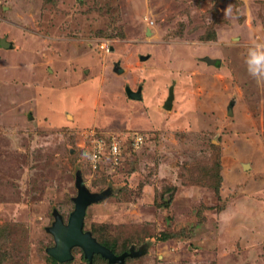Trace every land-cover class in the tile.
<instances>
[{"label": "rangeland", "instance_id": "obj_1", "mask_svg": "<svg viewBox=\"0 0 264 264\" xmlns=\"http://www.w3.org/2000/svg\"><path fill=\"white\" fill-rule=\"evenodd\" d=\"M2 37L0 264H49L79 171L85 230L147 247L127 264H264V0H0ZM93 131L121 153L94 165Z\"/></svg>", "mask_w": 264, "mask_h": 264}, {"label": "water", "instance_id": "obj_2", "mask_svg": "<svg viewBox=\"0 0 264 264\" xmlns=\"http://www.w3.org/2000/svg\"><path fill=\"white\" fill-rule=\"evenodd\" d=\"M150 33V31H148ZM0 43L4 47H10L12 43L7 37H2ZM147 57V56H146ZM146 57H142L145 59ZM210 63H215L216 58L206 57ZM119 72L123 69L119 68ZM128 94L132 98L139 99L142 97V88L137 90L130 89ZM174 86L169 89V95L164 103V107L170 109L174 101ZM248 166V165H247ZM79 192L75 197V209L71 212L68 221L66 222L60 212H55L56 220L52 226L49 227L50 232L53 234L55 244L48 247V251L55 258L64 261L73 257L72 247L79 245L84 250L85 255L92 259L94 253H100L108 258L111 262H124L125 256L128 252L116 254L104 244L96 240L92 233L84 228V218L87 206L98 196V193H92L85 185L84 181L79 177L78 181ZM134 254L135 252H130Z\"/></svg>", "mask_w": 264, "mask_h": 264}, {"label": "trees", "instance_id": "obj_3", "mask_svg": "<svg viewBox=\"0 0 264 264\" xmlns=\"http://www.w3.org/2000/svg\"><path fill=\"white\" fill-rule=\"evenodd\" d=\"M48 1H50V0H48ZM77 174H79L81 179L84 181V179H83V177L81 175V172L79 171ZM78 181H79V178H78ZM78 181H77V183H78ZM92 193H94V192H92ZM94 237L96 238L97 241H99L100 243L104 244L106 247L111 249L114 253L122 254V253L128 252V254L125 256L124 262L122 263V262H111L108 258L104 257L100 253H94L92 259H89L85 255L84 251L82 250V256H83V259H85L86 264H102L103 262L105 264H127L128 260L130 258L140 257L147 251V247L146 246L142 245V246L137 247V246L134 245V242H132V245L128 247L127 243L124 244V242L119 244V243H115L114 241H110V240H107V239L104 240V239H99L96 236H94ZM165 237L166 236L160 237V238L164 239ZM133 251L135 253L131 254L130 252H133ZM49 258H50L49 259V264H59L60 263L59 259L55 258L51 254H49Z\"/></svg>", "mask_w": 264, "mask_h": 264}, {"label": "built area", "instance_id": "obj_4", "mask_svg": "<svg viewBox=\"0 0 264 264\" xmlns=\"http://www.w3.org/2000/svg\"><path fill=\"white\" fill-rule=\"evenodd\" d=\"M108 51L109 46L107 47ZM112 49V47H111ZM103 134H97V132H92V141L93 145L91 148V160L94 162V165H98V162H101L104 156L106 155H112L117 156L121 153V147L119 145V141L116 137V134H112L110 132L105 133L102 132ZM143 135L139 134V138L142 139ZM135 140L138 142L140 141L138 139V135L136 136Z\"/></svg>", "mask_w": 264, "mask_h": 264}, {"label": "clouds", "instance_id": "obj_5", "mask_svg": "<svg viewBox=\"0 0 264 264\" xmlns=\"http://www.w3.org/2000/svg\"><path fill=\"white\" fill-rule=\"evenodd\" d=\"M230 8L225 9V14ZM247 72L258 84L264 83V41L253 42L248 47L245 59Z\"/></svg>", "mask_w": 264, "mask_h": 264}, {"label": "crops", "instance_id": "obj_6", "mask_svg": "<svg viewBox=\"0 0 264 264\" xmlns=\"http://www.w3.org/2000/svg\"><path fill=\"white\" fill-rule=\"evenodd\" d=\"M7 38H8V40H9V41L12 43V45H13V41H12V39H10L9 37H7ZM12 45H11V46H12ZM11 46H10V47H11ZM40 71H41V72H45V69H44V68H40ZM88 71H89V70H88ZM57 80H58V79H57Z\"/></svg>", "mask_w": 264, "mask_h": 264}]
</instances>
